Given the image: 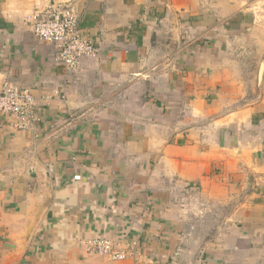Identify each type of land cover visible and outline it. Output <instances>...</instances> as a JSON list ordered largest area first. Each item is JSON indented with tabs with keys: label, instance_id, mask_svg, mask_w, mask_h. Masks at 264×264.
Wrapping results in <instances>:
<instances>
[{
	"label": "crops",
	"instance_id": "1",
	"mask_svg": "<svg viewBox=\"0 0 264 264\" xmlns=\"http://www.w3.org/2000/svg\"><path fill=\"white\" fill-rule=\"evenodd\" d=\"M59 4L78 70L30 23ZM263 51L264 0H0V82L37 101L0 112V264H264Z\"/></svg>",
	"mask_w": 264,
	"mask_h": 264
},
{
	"label": "built area",
	"instance_id": "2",
	"mask_svg": "<svg viewBox=\"0 0 264 264\" xmlns=\"http://www.w3.org/2000/svg\"><path fill=\"white\" fill-rule=\"evenodd\" d=\"M33 31L40 38L55 43L58 50L55 60L70 70H78L84 56L97 57L99 48L81 29V17L72 4H59L44 13L29 16ZM51 96H45L50 99ZM36 98L30 89L9 82H0V112L12 117V125L26 129L36 108ZM72 117L70 123L75 122ZM92 249L113 260L124 259L127 251L119 249L108 236L99 235L91 241Z\"/></svg>",
	"mask_w": 264,
	"mask_h": 264
},
{
	"label": "water",
	"instance_id": "3",
	"mask_svg": "<svg viewBox=\"0 0 264 264\" xmlns=\"http://www.w3.org/2000/svg\"><path fill=\"white\" fill-rule=\"evenodd\" d=\"M264 80V51L260 56L259 59V64L256 70V78H255V90L256 92H260V88L262 85V82ZM50 196L46 195L42 198V202L39 205V213H41L42 211H44L50 204Z\"/></svg>",
	"mask_w": 264,
	"mask_h": 264
}]
</instances>
